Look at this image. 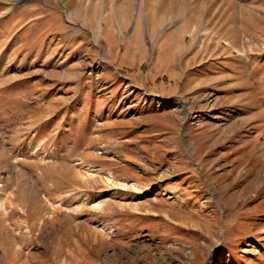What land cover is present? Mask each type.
Segmentation results:
<instances>
[{"label":"rangeland","instance_id":"1","mask_svg":"<svg viewBox=\"0 0 264 264\" xmlns=\"http://www.w3.org/2000/svg\"><path fill=\"white\" fill-rule=\"evenodd\" d=\"M0 264H264V0H0Z\"/></svg>","mask_w":264,"mask_h":264},{"label":"bare ground","instance_id":"2","mask_svg":"<svg viewBox=\"0 0 264 264\" xmlns=\"http://www.w3.org/2000/svg\"><path fill=\"white\" fill-rule=\"evenodd\" d=\"M103 205H104V203L99 204V207H102ZM167 215H168L169 218H172V217L174 216V215L172 216L171 214H167ZM184 223H185V222H184ZM185 224H186V223H185Z\"/></svg>","mask_w":264,"mask_h":264}]
</instances>
